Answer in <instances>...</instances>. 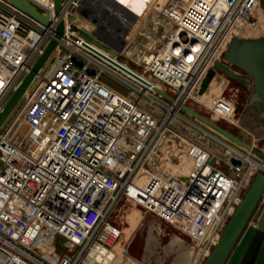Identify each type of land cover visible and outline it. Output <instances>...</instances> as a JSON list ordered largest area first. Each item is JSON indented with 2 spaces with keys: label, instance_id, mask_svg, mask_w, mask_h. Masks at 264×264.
Segmentation results:
<instances>
[{
  "label": "built area",
  "instance_id": "obj_1",
  "mask_svg": "<svg viewBox=\"0 0 264 264\" xmlns=\"http://www.w3.org/2000/svg\"><path fill=\"white\" fill-rule=\"evenodd\" d=\"M28 1L49 16L47 27L0 0V114L60 21L65 34L18 113L0 130V264H84L94 254L108 257L120 236L112 216L124 198L178 228L195 244L196 263L205 264L243 190L264 166L186 112L190 118L184 117L181 106L202 104L203 76L222 59L225 43L255 27L260 0H169L161 15L173 29L165 33L151 25L153 35L139 29L136 35L148 44L134 36L122 58L72 31L70 17L81 0H66L59 16L55 0ZM104 74L129 94L101 82ZM202 108L221 119V113L230 120L240 114L223 95ZM172 122L210 139L242 165L214 154ZM180 155L190 165L186 174L167 172L164 162Z\"/></svg>",
  "mask_w": 264,
  "mask_h": 264
},
{
  "label": "water",
  "instance_id": "obj_2",
  "mask_svg": "<svg viewBox=\"0 0 264 264\" xmlns=\"http://www.w3.org/2000/svg\"><path fill=\"white\" fill-rule=\"evenodd\" d=\"M7 1L18 11L31 17L43 26H48L49 16L42 14L37 7L28 0ZM65 1L66 0H55L56 16L60 15ZM260 2L261 7L264 9V0H260ZM81 20L82 16H79V19L74 15L70 17V21L74 22L71 27L72 31L78 32L80 37L84 39L87 44H92L113 57L119 56L122 58L120 53L124 50V43L119 47L112 46L103 39L98 31H87L81 27ZM94 33H96L98 37ZM64 34L65 23L64 21H60L54 37L50 40L43 53L32 66L30 72L24 77L20 86L14 91L6 103L4 110L0 114V129L15 111L25 91L48 64L59 42L63 39ZM73 39L75 40L76 38L73 37ZM73 61L79 67L83 66V63L78 62L76 58H74ZM217 71L250 90L251 95L245 108L242 109L243 102H241L237 106V113H242L241 121L246 128L264 133V37L243 40L238 38V36H234L229 45L228 54L223 55L221 60H215L213 68L207 72L201 83L199 96H202L208 83L217 75ZM90 74L94 75L95 71L91 70ZM158 93L162 94L165 99L173 101L171 97L163 94L159 90ZM132 99H135V97H132ZM140 104L151 112H155V109L151 108L146 102L140 101ZM181 108L196 122L210 129L216 133V135L226 139L241 149L251 151L263 161L264 166L263 152L255 149L242 138L226 130L221 125L211 121L192 108L186 105H182ZM172 126L176 127L182 134L202 143L214 154L225 159L230 158L229 154L225 153L220 146L213 143L210 139L202 138L198 132L179 122H172ZM245 135L248 136V134ZM230 161L233 165H242V161L234 157H231ZM211 163H215V158L212 159ZM263 196L264 171L256 174L253 178L205 264H264V208L255 222H251V218Z\"/></svg>",
  "mask_w": 264,
  "mask_h": 264
},
{
  "label": "rangeland",
  "instance_id": "obj_3",
  "mask_svg": "<svg viewBox=\"0 0 264 264\" xmlns=\"http://www.w3.org/2000/svg\"><path fill=\"white\" fill-rule=\"evenodd\" d=\"M168 2L169 0H118L117 6H112V4H114L112 0H81L76 6V9H74L75 11L73 15L78 19L79 16H82L80 26L87 31H98V33L108 43L121 42V44H123L126 42L124 47L125 49L128 43L133 40V37L136 35V33H138L141 23L144 21V19H147L148 17L149 20L152 21L151 25L158 23L157 20L164 21L161 11L168 4ZM254 18H258V20H261V23H263L262 30H259L256 38L264 37V9L262 7L256 10ZM171 30H169V32ZM250 31L251 30L247 29L243 32L247 33ZM94 34L98 37L96 33ZM213 79L214 81L212 80L211 82L213 85L211 84V86L207 87L208 89L206 88V97H204L206 100H202L203 102L200 105L196 104L195 102H189V105L195 107V110L201 112L202 115L212 119L213 122H217L221 124L222 127H226V129L232 133L238 134L240 131L238 132L237 127L227 124L223 121V118L225 117L221 119L218 116H212L206 109L202 108V106L204 104L207 106L212 102V100L223 95L230 98L237 106L243 102L242 109H244L251 92L244 86L237 83L235 80L226 77L219 71H217V75ZM101 82L110 86L118 93L123 95L129 94V91L125 85L108 74H104L102 76ZM31 87L33 88V83L27 89V91ZM236 89H239V92L235 97L232 93L233 91L235 92ZM22 100L23 99L20 100L15 111L6 121V127L18 113V110L21 107V102H23ZM223 114L224 113H221L220 115ZM182 115L186 118H190L185 112H182ZM237 119L242 120V115H237ZM225 120L227 119L225 118ZM202 127L210 134L220 138V136L216 135V133L210 129L204 126ZM251 133L252 135L250 138L256 139V142H251L250 144L252 146L258 147L264 152V133L259 131H253ZM236 148L244 153V150L241 148L237 146ZM169 157L170 151L164 152L162 155L164 160H167ZM251 158L259 165L262 164V161L257 156ZM172 161L173 162L168 161L170 163L169 165L176 166L180 161L181 164L180 166L176 167L178 168L177 171L175 168H169L170 171L167 169V172L186 174V172L189 170L190 165L188 161L183 158V156L180 155V158ZM250 164L252 165L253 163L251 162ZM166 167L168 168V166ZM141 179L142 183H145V181H147V176L144 175ZM249 179L250 178H248L246 182L248 184L251 181H249ZM245 189L243 190L242 194L245 192ZM263 208L264 196L251 218L252 223L255 222ZM112 223L120 232V236L114 247H117L119 244L123 250H127V252L130 254L131 261L137 264H197L193 255V247H195V244H193L192 241L187 236L183 235L175 226L163 222L157 217L146 212L142 208L141 204H137L128 198L122 199L112 216ZM149 229H151V231ZM172 236H175L177 242L176 245L172 244L171 239L174 238ZM117 260L118 258L106 259V264H112V262L115 264ZM204 261L205 260L202 261V264Z\"/></svg>",
  "mask_w": 264,
  "mask_h": 264
},
{
  "label": "bare ground",
  "instance_id": "obj_4",
  "mask_svg": "<svg viewBox=\"0 0 264 264\" xmlns=\"http://www.w3.org/2000/svg\"><path fill=\"white\" fill-rule=\"evenodd\" d=\"M56 15V14H55ZM158 21V23H156L157 25H158V29H160V30H164V32L166 33V31L168 32L169 30H171V29H173V27H172V25L170 24V23H168L165 19H164V21H161V20H157ZM151 22L152 21H150L149 20V18L147 17V19H144V21H142V23H141V27L139 28V29H142V31H146V30H151L152 31V33H150L151 35H153L154 33H153V29L154 28H151L152 26H151ZM153 24H154V22H153ZM163 25V27H164V29L162 28V27H159V26H162ZM154 26V25H153ZM262 27H263V23H261V20H258V18L256 19V24H255V27L250 31V32H247V33H245V32H237L236 34H235V36L237 37L238 36V38H240V39H243V40H248V39H252V38H256V35L258 34V32H259V30H262ZM148 34H149V32H147ZM163 34V33H162ZM146 35V34H145ZM247 35H249V36H247ZM158 36V35H157ZM134 40L135 41H138L139 43L141 42L143 45H147L148 44V42L146 43V38L144 37V36H142V35H135V37H134ZM231 41H232V38L230 39V41L228 42V43H225L224 45H223V47H222V49H221V53H220V55H225V54H228V49H229V45H230V43H231ZM130 45V44H129ZM131 46H133L132 44L130 45V47ZM130 47H129V49H130ZM226 62V61H225ZM207 74V73H206ZM206 74H205V76H206ZM205 76H203V79L205 78ZM217 79V78H216ZM213 81H214V79H212ZM212 80L208 83V86H211V82H212ZM203 81V80H202ZM202 83V82H201ZM213 85V84H212ZM200 86H201V84H200ZM207 86V87H208ZM208 89V88H207ZM210 89V88H209ZM26 92H27V90L25 91V93H24V95L26 94ZM206 90L203 92V94H202V96L200 97V98H197L201 103L203 102L202 100H204L205 98L204 97H206L205 96V94H206ZM23 95V96H24ZM23 96H22V98H23ZM236 97V96H235ZM21 98V99H22ZM206 100V99H205ZM248 100H249V98H248ZM247 100V101H248ZM205 105V104H204ZM224 116H225V118L227 119V120H225V118H223V121L225 122V123H227V124H230V125H234L235 127H237V129H238V134H235V135H237L238 137H240V138H242L245 142H247L248 144H250L251 142H256V139H252V138H250L251 137V135H252V133L251 132H253V131H257V130H250V129H248V128H246L243 124H242V121H241V119H236V120H233V119H229L228 118V116H226V115H228V114H223ZM206 117V116H205ZM208 119H210L209 117H208ZM211 121H212V119H210ZM215 123H217V122H215ZM217 124H219V123H217ZM219 125H221V124H219ZM223 128H225L226 129V127H224L223 126ZM1 130V129H0ZM226 130H228V129H226ZM229 131V130H228ZM231 132V131H230ZM262 133V132H261ZM241 134V135H240ZM245 134H248V136L247 135H245ZM251 145V144H250ZM252 146V145H251ZM252 147H254L255 149H258V150H260L258 147H255V146H252ZM245 150V149H244ZM261 151V150H260ZM248 152H250L252 155H254L251 151H248ZM261 152H263V151H261ZM264 153V152H263ZM256 156V155H255ZM167 158V157H166ZM251 163V162H250ZM252 163H253V161H252ZM170 163L167 161V162H164V167L165 166H168V171H170V169L169 168H175V170L177 171V169L178 168H176L177 166H174V165H169ZM163 166V165H162ZM180 166V165H179ZM256 168V165H254V163L251 165L250 164V169L252 170V169H255ZM180 172V171H179ZM175 173V172H174ZM250 178V177H249ZM158 225V224H157ZM150 231H151V229H149ZM172 237H174V238H172L171 240H172V244H174V245H176L177 244V242H176V239H175V236H172ZM122 242V241H121ZM179 243H181L180 241H178ZM183 242V241H182ZM73 249H75L74 247L72 248V250ZM123 248H121L120 246H119V244H118V246L116 247H114L113 248V250L111 251V253H110V255L108 256V257H102L101 255H100V258H99V260H98V263L97 264H106L107 263V261H106V259H109V258H117L118 257V260H117V262L115 263V264H137V263H135V262H133V261H131V259H130V254L127 252V250H123ZM94 256H96V254H94L93 256H91L90 257V264H92V258H94ZM115 256V257H114ZM113 264H114V262H113ZM139 264V263H138ZM193 264V263H192Z\"/></svg>",
  "mask_w": 264,
  "mask_h": 264
},
{
  "label": "crops",
  "instance_id": "obj_5",
  "mask_svg": "<svg viewBox=\"0 0 264 264\" xmlns=\"http://www.w3.org/2000/svg\"><path fill=\"white\" fill-rule=\"evenodd\" d=\"M113 1V3L114 4H112V6L113 5H115V6H117V1L118 0H112ZM105 5H108V4H105ZM107 42V41H106ZM109 44H111L112 46H116V47H119V46H122V44H121V42H118V43H115V42H109ZM126 44V42L124 43V45ZM232 90H234V89H232ZM238 92H239V89H236L235 90V92L233 91V93L232 94H234V96H236L237 94H238ZM192 107V106H191ZM193 108V110H195V107H192ZM196 112H199V111H197V110H195ZM199 113H201V112H199ZM202 114V113H201ZM241 115H242V113H240ZM204 116V115H203ZM250 160V159H249ZM251 161V160H250ZM252 162V161H251ZM142 181V180H141ZM123 251V250H122ZM115 257V256H114ZM99 258H100V255H98V254H96V256H94V258H92V264H97L98 263V260H99ZM118 258V257H117ZM84 264H90V258H88L85 262H84ZM112 264H113V262H112Z\"/></svg>",
  "mask_w": 264,
  "mask_h": 264
}]
</instances>
